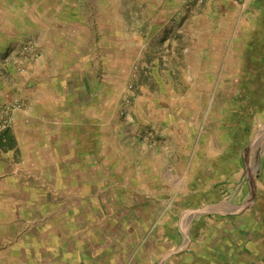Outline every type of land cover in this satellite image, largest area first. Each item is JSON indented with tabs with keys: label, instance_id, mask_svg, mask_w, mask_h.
Returning a JSON list of instances; mask_svg holds the SVG:
<instances>
[{
	"label": "rangeland",
	"instance_id": "1",
	"mask_svg": "<svg viewBox=\"0 0 264 264\" xmlns=\"http://www.w3.org/2000/svg\"><path fill=\"white\" fill-rule=\"evenodd\" d=\"M1 1L16 2L19 7L11 10L15 14L35 15L31 12L42 9L51 14L54 8L81 18L86 65L74 83L79 92L81 87L85 148L106 163L114 146L113 128H138L139 136H146L149 146L160 145L164 158L173 163L166 168L165 188L164 178L149 184L150 197L159 193L161 199L163 190L166 202L173 193L177 196L163 212L155 198L149 199L152 207L132 209L133 193L126 189L131 184L109 181V167L94 166L88 172L81 166V181L95 172L107 180L86 199L72 196L70 184L62 187L67 192L50 198L41 191L30 197L23 190L16 200L19 215L12 199H5L0 264H189L192 256L197 264H264V86H228L223 78L241 72L220 69L211 72L215 80L209 85L210 72L199 69L197 57L174 50L177 41L184 47L189 40L179 43L155 33L158 23L141 22L145 8H133L131 22L130 0ZM182 26L193 29L191 21ZM11 57L10 63L24 72L20 63L36 61L41 50L27 39L0 56L4 61ZM15 102L22 106L15 112L25 109L20 100L9 104ZM15 112L0 135L12 129ZM92 137L93 144H85ZM212 137L220 150H209ZM222 157L230 159L228 165L221 166ZM223 188L229 198L225 192L222 197ZM142 201L135 199L140 206Z\"/></svg>",
	"mask_w": 264,
	"mask_h": 264
},
{
	"label": "crops",
	"instance_id": "2",
	"mask_svg": "<svg viewBox=\"0 0 264 264\" xmlns=\"http://www.w3.org/2000/svg\"><path fill=\"white\" fill-rule=\"evenodd\" d=\"M130 1L127 7L131 22L133 8H145L142 11L145 19L141 22L158 23L154 27L155 33L163 35L165 39H177L179 43L189 40L191 45L184 47L179 46L177 41L174 50L185 56L197 57L196 62L201 65L199 69L210 72L207 75L211 82L209 85H213L215 80L211 72L220 69L222 72H241L230 78L228 73L223 78L228 86H264V82H261L264 73V0ZM15 7H19L16 2L10 4L0 0V56L19 47L22 41L31 39L40 47L41 57L30 63L21 61L22 67L26 68L24 72L18 71L17 64L10 63L13 57L7 61L0 58V108L14 100L25 104L24 110L15 112L12 129L0 135L3 148H0V215H5L7 210V197L14 202L11 205L18 208V215L21 213L20 203L16 200L21 198L23 190L30 191V197L36 198L41 191L50 198L67 192L68 188L62 187L70 184L72 196L88 198L89 193L96 191L107 180L95 172L91 178L89 175L81 181V166L88 168V172L94 166L109 167L112 172L109 181L131 184L128 186L130 190L126 189L133 193L130 196L134 200L130 205L132 209L152 207L154 202L150 203V198H155L158 205L161 203L160 206L163 204L162 212L171 208V200L177 196L175 193L166 202L164 190L161 199L157 198L159 193L152 198L148 186L152 182L162 183L160 179L164 178L162 184L165 188L166 168L172 167L173 163L164 158L160 145L149 146L145 142L148 138L139 136L141 130L115 126L114 146L106 163H101L97 152L91 153L90 148H85L83 144L81 87L79 92L77 83H74L75 79L81 77V67L86 65V59L82 61L81 57V18L77 20L58 14L54 8L51 14L44 9L31 12L35 15L15 14L11 11ZM39 11L42 13L38 14ZM182 11L186 12L181 18ZM187 15L188 19L185 17ZM188 21L193 24L191 30L181 27ZM168 24L175 27L172 30L165 28ZM207 111L212 112V105ZM92 136L98 137L95 134ZM94 138L85 144H93L91 139ZM216 149L221 148L212 137L209 150ZM222 159L225 160L221 166L229 164V158ZM208 161L212 162L211 159ZM236 163L240 165L239 158ZM160 166H164V170ZM263 168L260 177L264 176ZM77 181L82 185L75 184ZM34 182L43 185L37 187ZM243 189L244 185L240 190L242 193ZM227 191L222 189L223 198L224 192L225 198H229ZM139 198L143 199L141 206L135 202ZM194 242L197 241L191 240V246ZM13 257L15 261L16 256ZM192 257L188 263L197 264L195 257Z\"/></svg>",
	"mask_w": 264,
	"mask_h": 264
},
{
	"label": "built area",
	"instance_id": "3",
	"mask_svg": "<svg viewBox=\"0 0 264 264\" xmlns=\"http://www.w3.org/2000/svg\"><path fill=\"white\" fill-rule=\"evenodd\" d=\"M21 107V104L18 102L4 106L2 112H0V132L6 131L10 127L13 121L12 113Z\"/></svg>",
	"mask_w": 264,
	"mask_h": 264
}]
</instances>
